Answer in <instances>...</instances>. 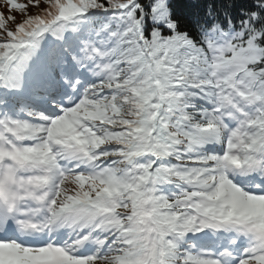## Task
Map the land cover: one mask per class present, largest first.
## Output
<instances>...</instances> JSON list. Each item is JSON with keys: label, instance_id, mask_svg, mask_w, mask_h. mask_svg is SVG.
Returning a JSON list of instances; mask_svg holds the SVG:
<instances>
[{"label": "snow or ice", "instance_id": "snow-or-ice-1", "mask_svg": "<svg viewBox=\"0 0 264 264\" xmlns=\"http://www.w3.org/2000/svg\"><path fill=\"white\" fill-rule=\"evenodd\" d=\"M0 264H264V0H0Z\"/></svg>", "mask_w": 264, "mask_h": 264}]
</instances>
